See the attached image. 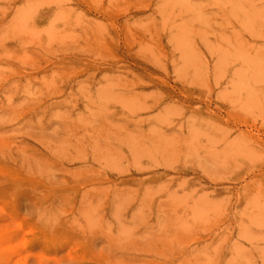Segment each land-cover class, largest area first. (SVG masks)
Here are the masks:
<instances>
[{"label": "clouds", "instance_id": "9594fccd", "mask_svg": "<svg viewBox=\"0 0 264 264\" xmlns=\"http://www.w3.org/2000/svg\"><path fill=\"white\" fill-rule=\"evenodd\" d=\"M0 212L65 264H264V0H0Z\"/></svg>", "mask_w": 264, "mask_h": 264}, {"label": "rangeland", "instance_id": "374dc122", "mask_svg": "<svg viewBox=\"0 0 264 264\" xmlns=\"http://www.w3.org/2000/svg\"><path fill=\"white\" fill-rule=\"evenodd\" d=\"M109 47L122 61L128 62L144 77L148 82L143 85L144 87L153 85L163 87L173 96L181 95L184 92L179 84L168 81L163 72L131 55L132 49L126 40L119 46L109 44ZM53 63L56 64L57 61L53 60ZM50 67L51 65H42L33 75L40 76ZM56 251L57 249L51 245L50 239L39 232L34 222L26 217H16L12 213L0 212V264H55L57 260H60L61 264H65V261L75 259V254L69 253L62 260L60 256L55 255Z\"/></svg>", "mask_w": 264, "mask_h": 264}]
</instances>
